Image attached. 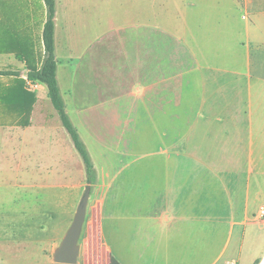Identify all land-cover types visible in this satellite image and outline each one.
<instances>
[{"label":"crops","instance_id":"0c3cea01","mask_svg":"<svg viewBox=\"0 0 264 264\" xmlns=\"http://www.w3.org/2000/svg\"><path fill=\"white\" fill-rule=\"evenodd\" d=\"M81 1L55 0L54 18L60 95L96 172L78 259L81 241L95 232L105 264L111 258L116 264H197V253L205 254L221 229L226 239L207 264L240 261L243 224L264 200V182L249 176L250 136L264 134V66L256 58L264 52V9H257L254 0H232L252 25L244 29L241 48L233 47L226 58L222 50L227 49L216 48L204 58L197 47V95L187 97L185 84L182 96L174 94L170 64L155 58L152 31L129 34V57L111 40L118 37L115 30L97 33V47L89 45L87 32L75 34V24L84 15ZM129 3L131 19L140 12L141 19L152 20L153 0ZM45 20L43 0H27L20 8L17 3L3 5L0 11V166L8 170L16 162L17 181L33 183L35 189L30 207H0V264H56L52 254L86 186L84 166L73 145L56 122L43 116L41 104H49L46 88L29 87L25 80L29 70L41 65ZM80 24L85 27L84 21ZM129 24L130 30L138 28ZM121 57L123 62L117 63ZM59 58L65 64L60 73ZM164 120L174 126H165L169 122ZM187 120L192 123L187 125ZM194 129L197 159L186 158L180 142V136L184 139ZM140 131H145L144 139ZM167 136L175 137L166 142ZM231 136H239L237 151H247L246 162L212 157L215 149L233 144ZM153 138L159 141L156 148L137 154L151 146ZM43 199L50 204L42 206ZM58 200L69 205L61 226L42 219L59 215ZM23 216H30V222H20ZM198 222L205 224L201 228L207 239L199 241L197 250ZM234 230L236 248L228 256Z\"/></svg>","mask_w":264,"mask_h":264},{"label":"rangeland","instance_id":"374dc122","mask_svg":"<svg viewBox=\"0 0 264 264\" xmlns=\"http://www.w3.org/2000/svg\"><path fill=\"white\" fill-rule=\"evenodd\" d=\"M25 1L27 0H0V11L3 5L16 3L20 8ZM237 1L240 3L243 1L248 3L253 2V0ZM174 2L178 3L175 4ZM80 3L84 4V15L83 17H79L78 24L77 22L75 24V34L80 35L81 32H87V36L85 35L87 42L91 47H97V33L115 30L113 32L118 34V37L111 40L116 42L117 48H119L120 45L121 47H124L129 57L131 46L129 34L131 32L149 34V31H152V46L154 48L155 58L164 63L168 62L170 64L169 74L174 78V81L172 82L174 94L177 95L180 93L182 96L185 84V94L187 97L189 94L192 96L193 93L194 95H197V47L201 50L204 58L216 48L219 50L227 49V52L222 50L223 57L226 58L227 54H232L231 50L233 47L235 50L241 48V44L243 43L242 39L244 38V29L247 23L252 25L250 18L244 20V17H247L248 15L243 14L244 12L240 8L233 6L232 0H153L152 20H148V22L145 19H141L142 16L140 12H138L137 17L134 16L131 19L129 0H83V2L81 1ZM254 4L259 7H256L257 9H264V0H254ZM75 8H77V3L75 4ZM83 21L85 27L80 24V22L82 23ZM130 21H132V24H136L138 28L135 27L130 30ZM142 25L143 28L141 27ZM120 40L122 41L123 46L122 43L120 44ZM63 45H65V43H63ZM256 58L260 65L264 66V52L260 53ZM123 60V57H121L118 59L117 63L123 62ZM212 61L217 60L213 58ZM58 62L60 73L65 68V64L60 58ZM192 68H194L193 72L191 70ZM184 69L186 70L185 73L183 72ZM175 75H177V77H175ZM43 89L45 90L44 87ZM41 91L42 89H40L39 92ZM47 100L49 104H41L43 116H45L49 122H56L62 132L67 136L70 144H72L67 132L61 125L57 113L52 108L48 97ZM260 101V107L264 110V92L263 96L260 97ZM125 121L126 119L121 120V127L124 126L123 123ZM166 121L169 122L168 120H164V123ZM188 123H192V121L187 120V125ZM165 126H174V124L173 122H169V124H166ZM139 128H144V126L139 125ZM194 131V133L184 136V139L180 136V142L185 144L186 158L197 159V129H194ZM140 133V137L143 136L142 139H144L145 135L143 134H145V131H140ZM122 137L128 139L130 138V135H123ZM147 137L149 139L152 138L149 135ZM174 137L175 136H167L166 142H172ZM245 137L246 136H244L243 139H245ZM231 139L233 141L231 146L226 147L223 145L220 149H215V151L211 152L212 157L216 159L232 160L233 158H243L242 160L246 162V150L241 153L237 151V140L239 139V136H231ZM250 140L251 148L249 150V160L251 161V165L249 167V176L253 179L259 178L261 182H264V134L251 135ZM244 141L247 142V139ZM156 142L159 141L154 140L152 145L146 149L141 147L140 150L137 151V154L143 155L148 153L147 151L155 149L159 144ZM144 143L145 141H143V144ZM161 146H163V144H161ZM224 147L228 148V150L225 149V151H222L221 149ZM73 150L76 159L80 162L81 166H83L82 160L74 147ZM233 150L236 151L234 152ZM242 169L244 171L243 175H246L247 168L244 167ZM18 170L16 162L14 165H11L8 170L6 167L2 168L0 166V207H30V203L33 202V194L35 192V189L33 188L34 184H23L21 179L20 182H18ZM2 176L9 177V181H6V179L2 181ZM7 187L10 188L7 189ZM83 193L84 189L81 192V197ZM58 202L61 203L59 207V215H42L43 221H46L45 219L49 218L48 221L59 226L66 223L64 221L65 218H67V215L64 214L67 209H69V205H67L65 200H58ZM46 204H50L49 199L42 200V206H45ZM261 207H264V200H262V203H260V205H258V207L246 217L242 233L239 236L242 239L245 237V240L243 239L244 243L240 255V261H237L236 258H234L235 261L230 262L229 264H257L264 255V223L256 222L253 219L254 214ZM75 209H77V207ZM73 217L74 214L72 215V219ZM207 217L209 216H197L198 219ZM19 218L21 219L20 222H30V216ZM202 226H205V224L200 222L197 223V250L200 248L199 241L203 240L206 242L207 239L205 238L206 233L203 228H201ZM211 226L212 225H210V228ZM225 233L226 232H223L221 229L217 230V233H215L216 239L212 246L205 247V254H201L200 257L197 253V264H207L212 258H214L213 256L220 251L222 247L221 245L224 239H226ZM236 234L237 231L234 230L228 252L226 253L228 256H230L231 250H235L236 248ZM93 235L94 236L87 240L81 241L80 245L83 251L78 259V264H105V256L99 253V249L96 245L95 232ZM222 261H224V259H222Z\"/></svg>","mask_w":264,"mask_h":264},{"label":"trees","instance_id":"16d2710c","mask_svg":"<svg viewBox=\"0 0 264 264\" xmlns=\"http://www.w3.org/2000/svg\"><path fill=\"white\" fill-rule=\"evenodd\" d=\"M46 7V20L42 29V42L44 48V54L41 65L38 69H31L27 73V79L35 85H41L46 88L47 97L57 113L61 125L67 132L72 145L78 155L80 156L84 170H85V183L91 187L96 183V172L91 160V157L85 147V144L81 140L76 128L71 123L66 111L64 102L60 95L57 78L56 68L57 63L54 54V30H55V0H43ZM19 76L18 74H6ZM32 99L34 95L26 94ZM25 101V100H24ZM257 262V264H260ZM109 264H116L111 258Z\"/></svg>","mask_w":264,"mask_h":264},{"label":"water","instance_id":"95a60500","mask_svg":"<svg viewBox=\"0 0 264 264\" xmlns=\"http://www.w3.org/2000/svg\"><path fill=\"white\" fill-rule=\"evenodd\" d=\"M91 192V186L86 185L79 201L71 225L64 234L59 246L52 254L56 264H76L79 256V238L85 221L86 207Z\"/></svg>","mask_w":264,"mask_h":264},{"label":"built area","instance_id":"2783aa9c","mask_svg":"<svg viewBox=\"0 0 264 264\" xmlns=\"http://www.w3.org/2000/svg\"><path fill=\"white\" fill-rule=\"evenodd\" d=\"M25 80H26V83L28 84L29 87H34V85H35L34 83L29 81L27 78ZM253 219L256 222L264 223V207H261L258 209V211L254 214Z\"/></svg>","mask_w":264,"mask_h":264},{"label":"bare ground","instance_id":"6f19581e","mask_svg":"<svg viewBox=\"0 0 264 264\" xmlns=\"http://www.w3.org/2000/svg\"><path fill=\"white\" fill-rule=\"evenodd\" d=\"M260 264H264V259L261 261V263Z\"/></svg>","mask_w":264,"mask_h":264}]
</instances>
